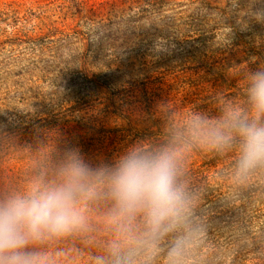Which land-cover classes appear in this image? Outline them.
Wrapping results in <instances>:
<instances>
[{
	"label": "trees",
	"instance_id": "16d2710c",
	"mask_svg": "<svg viewBox=\"0 0 264 264\" xmlns=\"http://www.w3.org/2000/svg\"><path fill=\"white\" fill-rule=\"evenodd\" d=\"M261 2L264 0H148L146 7L138 10L134 30L138 32L126 40L131 43L127 54L131 49L137 53V68L130 78L150 79L149 71L162 69L180 82L188 97L195 95L187 102L182 99L178 105L174 100L155 109V89L147 92L149 98L136 100L137 92L148 90L149 84L139 89L129 83L128 86H134L125 90L126 83L105 84L84 74L81 76L86 86L106 89L107 93L112 90L105 98L110 104H114L116 95L128 93L134 94L135 104L118 113L105 110L99 118L87 114L95 111L93 104L101 103H91L89 96L84 95L65 96L55 98L58 112L39 118L31 110L35 105L22 92L19 79L23 78L3 77L0 66V197L23 192L29 184L59 181L74 153L93 173L91 194L78 204L85 218L84 226L60 236L44 235L30 244L29 251L41 254L47 264H97V257L108 260L117 224L112 217L114 202L108 195L107 175L118 166L122 156L135 150L153 155L167 152L172 156L177 182L188 197L181 220L208 224L210 218L198 216L200 209L208 208L214 220L222 214L218 210H228L232 219L200 242V255L225 250L229 251L232 264H264V165L239 172L238 137L224 143L209 135L211 130L220 128L226 136H234L227 127L234 115L264 123V115L257 116L247 96L249 72L264 66ZM123 5L131 7L129 0L110 2L107 20L116 15L115 11L124 10ZM230 6L235 7L234 13L227 10ZM249 6L260 11L247 15L245 9ZM98 8L99 4L83 3L77 15H94V11L96 15L104 6ZM2 24L13 32L16 29ZM76 34L82 39V33ZM100 43L92 46L95 55ZM152 49L163 52L154 67L149 65L153 62L146 60L153 56ZM167 55L176 56L174 61L180 57V70L167 65ZM108 66L112 78L111 63ZM118 66L116 72H122ZM73 67L82 69L79 65ZM60 73L58 80L70 85L72 81L66 78L73 74L72 68H64ZM185 102L188 108L183 106ZM111 114L126 124L130 143L121 146L124 139L116 143L113 132L102 130L101 134L98 130V123ZM193 215L199 220L192 221ZM182 225L180 221L176 229L181 230ZM134 228L137 232L144 230L141 216H137ZM170 236L169 232L160 240ZM144 257L143 252L135 257L136 264Z\"/></svg>",
	"mask_w": 264,
	"mask_h": 264
},
{
	"label": "rangeland",
	"instance_id": "374dc122",
	"mask_svg": "<svg viewBox=\"0 0 264 264\" xmlns=\"http://www.w3.org/2000/svg\"><path fill=\"white\" fill-rule=\"evenodd\" d=\"M103 1L0 0L1 74L3 77L9 76L15 79L17 76H21L23 78L19 79L23 85L22 92L31 105H35L31 110L34 109L35 115L39 118H49L58 112L55 109V98L60 99L65 96L76 98L84 95L89 96L88 100L91 103H101L93 104L95 111L87 114L92 117L99 115V118L104 115L105 110L118 113L135 104V96L131 93L116 95L114 104H110L105 101V98L112 90L107 93L106 89L94 90L91 86H86L81 76L84 74L88 75V78L105 84L108 82L110 85L126 83L125 90H130L134 85L140 89L143 85L149 84L148 90L137 92L136 100L149 98L147 92H152L155 89L153 92L155 94L153 98L155 109H159L169 101L172 103L176 100L175 104L178 105L179 101L184 98L187 102L195 97L193 93L188 97L180 82L170 77V74L163 72L162 69L159 72L149 71L152 72L150 79L136 78V76L130 78L137 68V60H134L137 53L131 49V52L127 54L131 43H127L126 40H130L132 35L138 32L134 31L138 25L136 21L139 16L138 10L145 8L148 0H129L131 7L127 8L123 5L124 10L115 11L116 15L110 20H107L110 14L108 12L109 4L118 0H106L108 3L105 5ZM83 3L99 4V8L101 5L104 8L97 11L96 15L95 11L94 15L84 12L81 13V16L77 15V10ZM260 7H264V2L260 3ZM227 10L234 13L235 7H227ZM245 11L247 15L253 16L258 14L260 9L249 6ZM212 15L219 18V15L213 13ZM2 23L15 26L16 29L13 32L11 28H7ZM78 32L82 33V39L80 35L76 34ZM106 36H112V38L108 39ZM98 43L100 45H98L95 55L92 53V46ZM132 48H136V46ZM159 50L152 49L150 54L153 56L146 59L153 62L149 64L151 67L156 66L160 55L163 56V52ZM167 56H169L167 65L171 66V69L180 70V57L174 61L176 56ZM118 62L119 64H117ZM109 63L113 70L112 78L108 71ZM74 65H79L82 69H76L73 67ZM117 65H119V69H123L122 72H116ZM69 67L72 68L73 74L66 79L71 80L72 83L65 85L58 78H61L60 71L64 68L69 69ZM64 74L68 73L63 72ZM129 83H134V85L128 86ZM186 102L183 106L188 108ZM105 105L108 108L107 106L105 108ZM214 108L212 107V109ZM49 111L52 112L49 113ZM28 114L31 115L32 112ZM97 128L100 132L102 130L113 132L112 136L116 137V143L120 138L124 139V142H120L121 146L131 142V138H129L131 136L127 135L125 130L126 124L117 120L114 114L104 119L103 123H98ZM159 141L161 140L159 139ZM207 211H209L208 208L200 209L198 216L210 218L208 224H189L185 220H181L182 229L178 230L175 227L170 231V237L159 241V252L151 259L150 264H168L167 249L177 236L185 239L179 264H232L229 261V251L212 252L208 256L200 255L203 246L200 242L206 240L208 234H214L215 229L218 231L223 224L232 219H229L228 210H218L222 214H219L218 219L215 220L213 215ZM190 217L192 221L199 220L195 215ZM224 234L221 235L224 236ZM143 254L145 257L138 264H143L150 255L144 252Z\"/></svg>",
	"mask_w": 264,
	"mask_h": 264
},
{
	"label": "clouds",
	"instance_id": "9594fccd",
	"mask_svg": "<svg viewBox=\"0 0 264 264\" xmlns=\"http://www.w3.org/2000/svg\"><path fill=\"white\" fill-rule=\"evenodd\" d=\"M247 79L249 103L257 116L264 115V66L250 71ZM227 127L234 136L220 128L209 135L224 143L238 137V171L264 165V123L234 115ZM92 176L74 153L59 181L29 184L23 192L0 197V264H47L41 254L28 250L30 244L44 235L60 236L84 226L78 204L91 194ZM107 183L117 236L109 245V259L97 257V264H136L141 252L150 254L143 262L150 264L161 237L180 223L188 203L172 156L130 150L107 175ZM137 216L143 218L142 232L134 228ZM184 245L183 237L174 239L167 249L168 264H179Z\"/></svg>",
	"mask_w": 264,
	"mask_h": 264
}]
</instances>
